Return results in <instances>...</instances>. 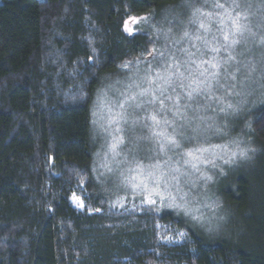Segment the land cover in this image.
Instances as JSON below:
<instances>
[{
  "label": "trees",
  "instance_id": "1",
  "mask_svg": "<svg viewBox=\"0 0 264 264\" xmlns=\"http://www.w3.org/2000/svg\"><path fill=\"white\" fill-rule=\"evenodd\" d=\"M189 1H0V264H264V104L251 161L221 182L232 214L218 231L110 207L95 172L99 93L124 65L163 67L161 35ZM130 16L149 20L130 34Z\"/></svg>",
  "mask_w": 264,
  "mask_h": 264
},
{
  "label": "rangeland",
  "instance_id": "2",
  "mask_svg": "<svg viewBox=\"0 0 264 264\" xmlns=\"http://www.w3.org/2000/svg\"><path fill=\"white\" fill-rule=\"evenodd\" d=\"M221 1L226 7L239 4L236 11L248 17L246 23L250 31L246 30L239 37L240 43L232 47L225 45L217 31L219 24L215 14H222L223 10L213 6ZM209 12L213 13L211 19L207 16ZM202 21L211 25L210 31L200 28ZM129 27L136 25L129 22ZM185 31L188 36H184ZM198 36L203 39H196ZM262 37L264 0H190L183 7L182 14L163 30L160 43L167 49L164 53H168L163 67L149 66L147 69L129 64L127 72L110 87L111 96L104 88L101 90L92 115L93 135L98 146L95 172L101 189L109 194L110 207L121 210L147 207L154 212L157 207L161 208L159 212L174 210L161 207L159 196L154 197L156 205L143 203L144 194L125 180V176L138 171L137 164L142 165L144 172L155 166L157 174H164L159 187L165 203L169 202L167 197L171 192L178 202L186 199L191 207L199 209L194 215L203 216V220L180 214L195 220L200 227L218 231L228 224L232 213L219 190L223 178L232 176L251 161L249 114L264 104ZM205 40L214 44L219 41L216 46L224 47H220L219 53H211L205 47ZM188 52L196 53L193 59L197 60L215 56L220 64L218 76L215 79L209 77L211 87L193 91L191 97L188 92L192 89L180 87L181 83H189L187 79L173 77L170 84L156 79V73L163 74V68L173 60L180 62V71L188 76ZM230 56L235 59H229ZM148 75L154 79L153 84L147 83ZM137 84L147 91L141 93ZM229 103L234 107L229 108ZM153 115L157 117L156 121L152 120ZM169 136L178 144L169 143ZM114 143H117L115 149L112 148ZM237 143L239 148L249 149L248 158L239 155ZM212 145H226L227 148L212 149ZM200 147L210 150L201 154L196 151ZM189 150L199 159L192 160L187 155ZM231 151H237V155L231 157ZM204 159L212 163H204ZM78 201L79 197H75L74 202Z\"/></svg>",
  "mask_w": 264,
  "mask_h": 264
},
{
  "label": "snow or ice",
  "instance_id": "3",
  "mask_svg": "<svg viewBox=\"0 0 264 264\" xmlns=\"http://www.w3.org/2000/svg\"><path fill=\"white\" fill-rule=\"evenodd\" d=\"M214 8L222 9L223 12L216 13L215 18L218 19L219 27L217 28V31L220 32L223 41L225 42V45L228 47H232L234 45H237L240 43L239 37L243 35V33L250 29L248 28V25L246 21L248 20L247 15L237 12L236 9L239 7V4L233 3L230 7H226L223 3H216L213 6ZM197 12H200V9H196ZM207 16L211 19L213 18V13L209 12L207 13ZM149 20V16H143V17H129V21L125 22V30L128 31L130 34H134L137 31L142 30L139 25ZM129 22L136 25V27H129ZM154 27V26H153ZM200 28L205 29L206 31L211 30L210 24H205L203 21L200 23ZM170 31V29H169ZM189 33L187 31L184 32V36H188ZM196 39L201 40L203 37H196ZM215 40V37L213 38ZM261 42L264 43V37H262ZM219 41H216V44H218ZM205 47L210 51L211 53H219L220 47H224V45H220V47H217L216 44H214L212 41L205 40L204 41ZM187 52V50H185ZM199 51V50H198ZM150 55H160L162 56L163 53H158L155 49L152 50V53ZM196 56V53L188 52V69H186L189 72L188 76L184 75V72L180 71V62L173 60L171 64L163 68V74L161 72L156 73V79H159L163 81L164 83H171L173 77H178L181 79H187L189 83L187 85L181 83L180 87L184 88H190L192 91L188 92L189 97L192 96L193 91H200L202 87H211V85L208 83L209 77L212 79H215L219 74L220 64L216 61V57L212 56L210 59H193ZM201 56H203V52H201ZM229 59H235L234 57H229ZM210 65V68L207 67ZM128 65H124V67H127ZM194 70V71H193ZM198 73V75L196 74ZM233 79L235 77L233 76ZM155 81L152 78L151 75L147 76V83L153 84ZM137 87L141 88V93L147 91V89L142 88L139 84L136 85ZM154 94V93H153ZM237 95H240L242 93H236ZM132 98V97H130ZM171 99V97H169ZM178 100L179 97H176ZM161 104H163V101H160ZM229 108H233L234 105L231 103L228 104ZM152 120L156 121L157 117L155 115L152 116ZM167 140L171 144H178V142L175 140L174 137H167ZM120 141L118 140L117 143ZM117 143H114L112 145V148L115 149L117 147ZM227 148V146H220V145H212L210 148ZM237 148L239 149V155L243 158H248V152L249 149H241L239 148V144L237 143ZM210 149L205 147H200L196 151L203 154L208 152ZM187 155L192 158V160H197L199 157L196 156V153L189 150ZM237 155V151H231V157H235ZM230 157V158H231ZM204 163H212L211 160L204 159ZM194 168L197 167L195 163L192 165ZM138 171H135L134 174H130L128 176H125V180L130 184V186L133 189H139L144 194V199L142 200L143 203H146L148 205H156L157 199L154 197L159 196L161 197L159 200V203L161 207L168 208V209H174L177 211V214L183 213L185 215H192L194 219L197 220H203V216H195L194 213L199 211L197 208H193L190 206V202L186 199H181L180 202L177 201V197L174 196L171 192L168 193V203H165V198L163 197V193L160 191V183L161 181H164V174L159 173L155 171V166L153 167V170L144 172L142 165L137 164ZM173 179H177L176 177H173ZM207 179H211V177H207ZM166 183V181H165ZM184 196H187V193L184 194ZM80 203L81 207H84L83 201H78ZM157 212L161 210L160 207H157L155 209Z\"/></svg>",
  "mask_w": 264,
  "mask_h": 264
}]
</instances>
